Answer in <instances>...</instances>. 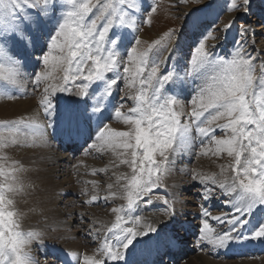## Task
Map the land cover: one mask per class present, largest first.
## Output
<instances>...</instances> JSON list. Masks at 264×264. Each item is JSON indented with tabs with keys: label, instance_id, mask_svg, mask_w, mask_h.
<instances>
[{
	"label": "snow or ice",
	"instance_id": "obj_1",
	"mask_svg": "<svg viewBox=\"0 0 264 264\" xmlns=\"http://www.w3.org/2000/svg\"><path fill=\"white\" fill-rule=\"evenodd\" d=\"M249 4L250 0H230L226 11H247ZM155 12V7L144 8L143 0H119L118 5L105 4L102 0L95 3L93 0H0V74L3 80L22 85L27 78L28 62L39 49L36 59L43 69L40 73L33 72L31 79L37 89L41 83L46 86L41 103L44 122L34 125L38 130L35 138L46 142L47 129L53 128L68 141L87 135L89 140H94L93 148L99 144L98 151L107 149L118 157L131 156V159H120V163L131 168V176L121 174L120 177L125 181L120 198L127 201V206L113 209L120 214L107 228L95 253L83 255L80 264H120L130 247L141 238L158 235L159 228L150 223L141 225L140 219L134 216L129 223L128 217L145 196L148 197L145 204L152 202L153 189L161 186L163 175L171 170L170 156L186 145H194L197 138L203 149L201 155L219 158L227 154L233 159L227 167L234 173L230 183L218 180L216 174L193 173L192 178L201 184L199 198L211 199L219 189L220 194L227 197L225 202L231 205L232 212L226 218L231 227L223 234L212 235L214 229L205 219L201 239L214 247H225L229 241L249 237L264 239V222L247 230L249 217L258 209H264V59L261 58L264 54L253 55L247 50L249 26H242L233 51L224 57L206 49L204 41L212 33L202 34L183 75L166 66L161 71L162 62L149 58L153 45L143 51L130 46L121 55L125 44L119 30L135 27L140 13L149 14L147 22L150 23V14ZM232 23L230 21L223 30L231 28ZM172 35L169 32L167 38ZM134 44L139 45L140 40L135 39ZM154 44L160 45L161 41ZM121 69L123 75H120ZM57 71L63 73V84H49L58 79ZM121 80L130 90L127 99L133 101L127 112L121 110L123 102L112 103L114 89ZM197 80L200 83L188 101L191 111L187 122L181 123L182 100L171 89L165 91V86ZM73 88L79 91L73 92ZM57 92L72 93L79 99H70L62 106L59 101L53 102L52 97ZM113 114L129 126L127 131L116 130L105 123L112 120ZM93 122L95 133L91 128ZM217 131L223 135L217 136ZM23 146L18 138L0 137V153H3L0 159L9 160L8 150ZM118 149L123 152H117ZM157 155L162 158L160 161ZM8 168L7 172L0 168V176L5 179V184L0 186V264H34L26 249L37 237L33 232L20 230V216L13 210L12 197L22 188V185L15 187L14 183L25 169L16 161ZM224 169L221 165V174ZM9 177L14 183H8ZM107 187L111 190L113 184ZM155 195L163 201L164 211L175 216L168 193ZM109 198L115 199L117 194L109 191L104 199ZM91 199L95 202L97 196ZM201 207L204 208L202 216H209L207 208ZM213 219L225 222L222 217ZM92 238L100 239L99 235Z\"/></svg>",
	"mask_w": 264,
	"mask_h": 264
},
{
	"label": "bare ground",
	"instance_id": "obj_2",
	"mask_svg": "<svg viewBox=\"0 0 264 264\" xmlns=\"http://www.w3.org/2000/svg\"><path fill=\"white\" fill-rule=\"evenodd\" d=\"M173 1L177 2L178 0ZM203 5L207 6V2L205 1ZM181 9L183 12H188L189 10L187 7H181ZM227 40L228 38L225 37L220 42ZM257 49L260 48L257 47ZM167 53L168 54H166L161 61L162 64L166 62V56L169 60L170 53L168 51ZM182 59L183 58H180L179 56L177 57L178 61H181ZM33 61L28 62L27 72L30 70V67L33 66ZM26 79L22 85H13L5 81L0 82V85L2 84L0 88L4 89L0 90L2 97H5L6 99H13L6 100L4 103L0 102V118L15 121L19 129L17 138L20 140L21 144L24 145L23 147H18V150L13 152V157H10L9 155L10 159L8 161L12 163V161L17 160V162H19V164L25 169V171L18 174V182H15V187L21 188L22 185V188L20 191V197L18 199L16 198L18 202V208L14 211H17V213L20 214V218L26 233L33 232L37 237L32 241L35 245L32 246V244H29L26 249L34 262L38 255H43L44 250L50 248V250L47 252H51L53 249H56L55 253L57 256H59V261L65 264H69L70 261L73 264H80L83 255H93L95 253L96 249L100 246L105 233L107 232V228L111 227V225L115 222L113 209L125 207V204H123L124 200L120 198L122 195V183L124 181L123 179H120V177L121 174H126V171L129 172L130 167L127 164L120 163V159H131V156L121 155L118 157L116 154L107 149L98 151L97 149L100 147L99 144L93 148L92 145L94 140H90L87 142L88 147L86 149H93L92 156L96 157V159L97 157H100L102 161H96V159L91 157V159L80 158L78 159L77 163H74L72 159L74 157V153L72 151L70 153H60V149L55 147L53 144V142L57 140L61 142L65 140L64 136L59 130L56 131L53 128H48L46 142L37 140L34 134L38 130L34 127V125L38 123L43 124L44 122L43 108L41 107L42 95L34 96L33 99L27 98L28 95L24 94L26 92L23 91V89L28 87L30 79ZM175 90L180 98H186L188 95V91L181 87H176ZM20 94L23 95L18 98L17 96ZM57 96L58 95L55 94L53 97L57 98ZM67 102V100H61L60 104L63 106ZM105 123L108 122L105 121ZM110 126L119 131H127L129 127L116 119L114 114ZM91 128L92 132L95 133V122L92 123ZM86 137L87 135L82 136L78 140L82 141L83 139H86ZM117 152L122 153L123 150L118 149ZM193 156L194 150H192L188 145L182 149H178L176 154L170 156V161H172L171 170L165 174V176H163L165 178V186L167 187V192L165 193H168V198L172 201L173 207L175 209V216H169L164 211L165 205L163 201H156L154 199L156 196H152V202L150 205L139 203V207L137 206L133 214L128 217L129 223H131L134 216L140 219L141 225L150 223L152 227L159 228V233L157 236L152 234L149 237L141 238L140 242H137L134 247H130V249L125 254V260L121 261L120 264L130 261L132 264H149L150 262H154L156 257L155 253L160 250L162 245H169L177 250L178 256L174 264H219L212 262L205 254L200 253L197 257H191L187 250L188 245L186 246L182 243L183 246L181 249L177 245V241H179V237L177 236L178 234H182L184 236L194 232V234H197L196 236H198V234L201 236V227L205 219L209 222L210 227L214 229L212 235L223 234L231 227V225L226 222V218H229L232 215L231 205L223 203L228 211L223 214H213L209 210H211L213 206L214 209H217V207H220L221 205L219 206V202L217 204V202L212 199L205 200L204 202L208 201L213 205L206 206L205 203L203 204V206L206 207L209 212V216L204 217L202 216L204 210L198 211L189 207V205L184 202L185 198L182 201L179 200L178 193L181 191H189L188 189L192 183L197 182L191 178L190 174L188 173L186 167L187 165H182L183 161H188ZM223 157L226 158L227 154ZM201 160L203 162L198 159L199 163L197 164V169L195 168L194 172H201L208 175H213L214 173L216 174V177L218 175L217 178L220 180L224 181L227 179V165L229 163L227 160L222 161L221 159H214L211 160V162H208L205 159ZM65 164L69 166V168L73 164L74 166L70 169L74 171L78 170V172L80 174L82 173L83 175L73 176L71 178L67 177V179H65V175L67 173V166L65 167ZM221 165L225 166L224 172L222 174ZM125 168L129 169L125 170ZM93 173H99L100 177L106 178L102 181L103 185L99 184V180L93 176ZM102 173L103 175H101ZM180 181H183L184 183L180 184ZM109 184H113V188L111 190H109L107 187ZM109 191L116 193L117 198H109L106 201L113 202L117 200L119 203L116 207L111 208L110 211H107L99 217L96 215V219L86 216L88 219H91L90 221L94 222V224L99 229L104 230L105 233L102 234V238L96 249L83 247L80 242L76 240V233L78 231L79 225H82L81 217L84 219V215H86L85 213L88 212V206L104 200V197L108 195ZM160 191H162L164 194L165 190L160 188ZM58 193H70L72 195L79 194L80 198L81 196L83 197L80 200L83 205H78V207L73 210H68L62 206H56L58 203H53V198ZM93 195L97 196V201L95 202L91 199ZM224 198L227 199V197ZM201 208L204 209L203 207ZM256 212L257 211H255L253 215L249 217L250 223L247 225V230L249 231L253 229L251 227L253 222L251 221H254L252 217L254 218V214L256 215ZM214 217L225 218V222L213 219ZM72 218H74L73 224H70L71 221L67 220H72ZM111 219H113V221ZM176 232L179 233L177 234ZM237 234L238 233H234V235ZM199 236L196 241H201L202 245L207 244L208 247H210L208 252L212 255V258L215 255H218V259L219 257L224 258L232 256L236 258L238 256L243 258H240V261L234 264H254L255 262L244 259L247 256H250V253L253 252V249H251L252 245L248 242L251 240L250 237L247 239L229 241L227 247H215L212 250L211 247L213 245L207 241L202 242L203 240L201 238L200 240ZM261 240V244L263 246L256 248L254 251H262L264 248V239ZM239 248L242 250H239ZM214 250L216 251L214 252ZM216 252H218V254ZM219 253L221 254L219 255ZM49 262H51V260ZM108 264H112V262H108Z\"/></svg>",
	"mask_w": 264,
	"mask_h": 264
},
{
	"label": "rangeland",
	"instance_id": "obj_3",
	"mask_svg": "<svg viewBox=\"0 0 264 264\" xmlns=\"http://www.w3.org/2000/svg\"><path fill=\"white\" fill-rule=\"evenodd\" d=\"M205 1L207 2V6L203 5L205 3ZM93 2L95 3V0H93ZM102 3L118 5L119 0H102ZM228 3H230V0H178L177 2H174L173 0H143V7L144 8H149L150 6L155 7L156 12L150 14V16H151L150 23L147 22L148 18H149V14L140 13L136 18V26L135 27H132L129 29H120L119 30L121 32V35L124 37V44H125V48L121 49V55H123L125 53V51L129 49L130 46H136L138 48V50L143 51L145 49H148L150 45H153V47L149 53L150 59H155V60L161 62L162 59L165 57V55L168 54L167 51L170 53L169 54V60H168V57L166 56V59H165L166 62L164 64H162L161 71H163L164 67L166 66L168 70H175L177 73L183 75L184 71L186 70V68L188 66V58H189L190 54L192 53L194 46L200 40L202 34H205L209 31L212 33V35L209 36L204 41V43L206 45V49L210 53H214L215 56L224 57L228 53L233 51V45L238 40V31L242 26H249V32H248V36H247V41H248V49L247 50L249 52H252L253 55L264 54V0H250L248 10L245 11L244 9H241L239 12L226 11V6L228 5ZM201 5H203V6H201ZM181 7L182 8L187 7L189 9L188 12H183ZM230 21L234 22V23H232V27L229 28L227 31H224L223 29H224L225 25H227ZM169 32L173 33V35L171 36L170 39L167 38V34ZM225 37L228 38V40L224 41V42H220ZM137 38L140 40L139 45L134 44V40ZM157 40L161 41L160 45L154 44V42ZM43 42H45V41H42V43ZM129 42H132V44L129 45ZM257 47H259L260 49H257ZM37 52H38V50H36V53ZM36 53H34L33 58H32L34 61L29 60V62L30 61L34 62L33 66L30 67V70H28V72H27V79L26 80L30 79L29 85H28V87H25L23 89V91L26 92L24 94L28 95L27 98H31V99H33L34 96L43 95V90H44V87L46 86L45 83H41V85L37 89L34 86V83L31 79V75L33 72L40 73L41 70L43 69V65L36 59V57L39 55V53L38 54H36ZM178 56L180 58H183V59L181 61H178L177 60ZM261 58L264 59V56H261ZM62 75H63V73L61 71H57L55 73V76L58 77V79L51 80L48 83L49 84L55 83V84L62 85L63 84ZM107 75L111 76L112 73H108ZM120 75H123L122 69H121ZM3 81H5V80H3V74H0V82H3ZM5 82H7V81H5ZM80 82L81 81H76L77 84H79ZM199 83H200V81L197 80L195 82L189 81L188 83L183 84V85L180 84L179 82H177L176 84L169 83L165 86V91H167L168 89H171L172 92L175 94H177V92H176L177 89L175 90L176 87L177 88L181 87V88L185 89L186 91H188V95L186 96V98L185 97L181 98V100H182V111L184 113L183 115L180 116L181 123L187 122V114L191 111V104L188 101H190V99L192 98V94L194 92V89H195L196 85ZM93 87H94V85H93ZM136 87L139 88V84H137ZM0 90H4V89L0 88ZM78 91H79V89L73 88V92H78ZM132 91L135 92V89H133ZM129 92H130V90L125 86V83L123 80H121L119 85L114 89V96H113L112 103L119 105L121 102H123V108L121 109L123 112H127L128 109L133 105V101L130 99H127ZM56 94L58 95L57 98H54V97L52 98L54 103H56L57 101H59V103H60L61 100L69 101L70 99H72V100L79 99V97H77L76 95H73L72 93L57 92ZM189 94H190V97H189ZM22 95L23 94H20L17 97L20 98ZM6 100H13V99H10V98L6 99L5 97H2V94H0V102L4 103V102H6ZM179 110L180 109H178V111ZM107 122L109 124L111 123V121H107ZM2 124L13 125V127H11V128L0 127V137H7L9 140L13 139L14 137L17 138V136H18L17 133H18L19 129H18V126L15 123V121L0 118V125H2ZM216 135L221 136L223 134L220 133L219 131H217ZM86 139H87V141H90L88 139V137H86ZM190 148L192 150H194V156L191 157L190 160H188V161H183L182 165H184V166L187 165L186 166L187 171L190 174L191 178L193 176V173H194V170H195L197 164L199 163L198 159L201 162H203L201 159H205L208 162H211V160H214V159H221L222 161L227 160V162H229L228 165L233 163L232 158H230L228 156L226 158L223 157L226 154H224L223 156H221L219 158L212 156V155H207V156L201 155V152L203 151V149L199 146V139H197L195 144L190 146ZM85 149L80 151V152H77L73 155L74 157L72 159H73L74 163H77L78 159H80V158L81 159H86V158L91 159V157H92L93 159H96V157L92 156L93 149H86V151H85ZM17 150H18V147L10 148L8 150L7 155L8 156L10 155V157H13V155H14L13 152L17 151ZM0 155H3V153H0ZM245 155H248V153H246ZM156 159L158 161H160L162 158L159 157V155H157ZM11 160H12V158H11ZM13 160H14V158H13ZM15 160H16V158H15ZM8 161L9 160L5 161V160L0 159V168H3L5 172H7L9 170L8 166L10 164H12L11 162H8ZM96 161H102V159L100 157H97ZM16 162H17V160H16ZM178 165H180V164H178ZM64 166L66 167L67 165L65 164ZM73 166L74 165L72 164L70 166V168ZM65 167H63V168H65ZM70 168H69V166H67V168H66L67 173L65 175L66 178L64 177L65 179H67V177L71 178L73 176H80V175L82 176L83 175L82 173L80 174L78 172V170H76L77 171V173H76V171H74ZM127 169H129V168H125V170H127ZM227 170H228L227 171L228 176H227V179L224 180V182L230 183L231 178L234 176V173H233L231 168L227 167ZM101 175H103V173ZM126 175L131 176V168L129 169V172L126 171ZM93 176H95L99 180L100 185H103L102 181H103V179H106V178L100 177L99 173H95V174H93ZM163 176H165V174ZM217 177H218V175H217ZM218 180H220V179H218ZM162 182L163 183L161 184L160 187L153 189L154 194L152 196H156L155 193L163 194L162 191H160V188L165 190L164 193L167 192V187L165 186L166 185L165 184V178L163 179ZM8 183H14L12 180V177L8 178ZM183 183H184L183 181H180V184H183ZM4 184H5V179L3 176H0V186H3ZM122 184L124 185L125 181H123ZM14 186H16L15 183H14ZM188 190L189 191H184V192L181 191L178 193L179 200L182 201L185 198L184 202L187 205H189V207L194 208L198 211L204 210L201 208V205H203L204 203L206 204V202H204L205 200H202L199 198L200 192H201L200 183H198V182L192 183V185L190 186V188ZM121 193L122 194L124 193L123 187L121 188ZM20 195H21V192L19 191L17 194H15L12 197L15 201L13 210L18 208V205H17L18 202H17L16 198L18 199L20 197ZM221 196L222 195L220 194L219 189H217V191H215L213 193V198H211V199L215 200L217 202V204L219 202V204L221 205V206L219 205L221 207L220 209H218V207H217V209L211 210V212L213 214H220V213L223 214L227 211L226 206L223 204V203H226L225 202L226 198H224V196H222L224 198L223 199ZM81 198H83V197L81 196ZM81 198H80L79 194L72 195L70 193H68V194L58 193L53 198L54 199L53 203H58V204H56V206H59V207L62 206L68 210H73V209H76L78 207V205L79 206L83 205V203L80 201ZM147 198L148 197L145 196L143 199L138 201L137 206L139 203L143 204L144 200ZM154 199L156 201H162V200L157 199L156 197H154ZM189 199H191V200H189ZM123 200H124L123 204H125V208H126L127 201L125 199H123ZM118 203H119V201H117V200L113 201V202H108L104 199V200L99 201L96 204L88 206V208H87L88 212L85 213L86 215L83 214L85 216V218L83 220H81L82 225H79L78 231L76 233V240L79 241L83 247H89L92 249H96V247L98 246V243L100 242V240L102 238V234L105 233L104 230L99 229L94 224V222L90 221L91 219H88L86 216L91 217V218H95L96 215H98V217H99L100 215L106 213L107 211H110L111 208L116 207L118 205ZM154 204H151V205H154ZM207 204L213 205L211 202H207ZM137 206H136V208H137ZM257 211H258V213H257L258 215L254 214V218L255 219L257 217L259 219L262 218L264 216L262 213V212H264V209H259ZM117 214L118 213H114V217H116ZM19 216H20V214H19ZM75 216H76V214H75ZM254 218H253L254 221H251V222H253L251 224L252 228H254L257 225L255 223ZM73 220H74V218H72V220L68 219L67 221H71L70 224H73ZM111 220L113 221V219H111ZM112 221H111V223H112ZM261 222H264V219ZM19 223H20V230L23 231L24 233H26V230L24 229V225L22 224L21 218H20ZM75 223H76V221H75ZM71 229H74V228H71ZM89 233H91V235ZM176 233L178 234L179 232H176ZM96 235H99L100 239L97 240V239L92 238L93 236H96ZM195 235H197V234H195ZM198 236H199V234H198ZM200 238H201V236H199V239ZM255 240H257V241H256V244L252 245V246H254L253 251L256 248L263 246L261 244V241H262L261 239H255ZM202 242H205V241L203 240ZM248 242H249V244H251V240ZM30 244H32V246L35 245L34 242H32ZM204 244H206V243H204ZM188 246L191 248V251H190L191 257H197L201 253V254H205L212 262L219 263V264L220 263L234 264V263L240 261L239 259H237V260H223L222 257H219V259L217 257L212 258L211 257L212 255L209 254L208 249L206 250V248L202 245H200V246L198 245L199 247L195 248V244H193V241H191ZM227 246H228V244L225 247H227ZM211 248L213 250V248H215V247L212 246ZM47 250H50V248L44 250V253L47 252ZM239 250H242V249L239 248ZM262 250H264V248ZM52 251H56V249H53ZM257 251H259V250H257ZM220 252H221V250H220ZM220 254L221 253H219V255ZM227 255H230V254H227ZM224 256H226V255H224ZM40 257L41 256H39V255L37 256L38 263L44 264L45 261H42V258H40ZM224 258H226V257H224ZM180 259H182V258H180ZM180 259H178V260H180ZM244 259L255 261L254 264H264V255H258L257 257H253V258L248 257V258H244ZM53 261H51L47 264H53L54 263Z\"/></svg>",
	"mask_w": 264,
	"mask_h": 264
}]
</instances>
